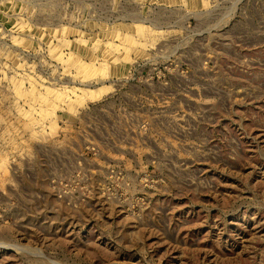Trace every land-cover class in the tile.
Here are the masks:
<instances>
[{
	"label": "rangeland",
	"instance_id": "1",
	"mask_svg": "<svg viewBox=\"0 0 264 264\" xmlns=\"http://www.w3.org/2000/svg\"><path fill=\"white\" fill-rule=\"evenodd\" d=\"M0 264H264V0H0Z\"/></svg>",
	"mask_w": 264,
	"mask_h": 264
}]
</instances>
